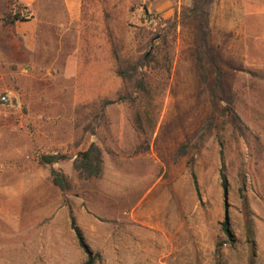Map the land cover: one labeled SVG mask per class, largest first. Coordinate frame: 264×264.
I'll return each instance as SVG.
<instances>
[{
    "label": "rangeland",
    "instance_id": "374dc122",
    "mask_svg": "<svg viewBox=\"0 0 264 264\" xmlns=\"http://www.w3.org/2000/svg\"><path fill=\"white\" fill-rule=\"evenodd\" d=\"M12 9L26 22L13 23ZM65 11L63 0H0V98L7 97L0 103V264H215L217 244L221 264H250L240 169L253 264H264V153H251L227 131L221 159L215 134L206 133L193 153L197 193L186 158L176 152L203 132L217 82L218 109L232 102L264 147V79L251 77L264 75V0H80L77 21ZM110 29L131 62L155 48L173 57L166 94L142 100L152 116L159 111L145 155L134 156L135 116L126 104L106 107L96 135L84 132L97 106L121 87ZM90 143L104 150V176L83 184L72 163ZM41 155L69 158L55 165L73 185L65 196L38 163Z\"/></svg>",
    "mask_w": 264,
    "mask_h": 264
},
{
    "label": "trees",
    "instance_id": "16d2710c",
    "mask_svg": "<svg viewBox=\"0 0 264 264\" xmlns=\"http://www.w3.org/2000/svg\"><path fill=\"white\" fill-rule=\"evenodd\" d=\"M12 22H26V17L19 10L12 9ZM144 14L147 16V9L144 8ZM105 20L109 26L110 15L105 13ZM108 36L113 43V53L116 61L117 69L115 71L116 76L121 81V87L117 92L116 98L113 101L105 100L97 106L98 113L92 119L91 123L84 128L85 133L96 135L94 133V124L104 119V112L107 106L115 104H126L132 109L135 116V124L133 126V132L135 134V147L134 156H140L148 154L150 151V145L153 140V136L157 126V116L149 112V110L143 106V99L153 100L155 95H165L168 86L171 68L173 64V57L170 52H164L160 48H155L150 53L143 55L134 62L126 59L120 51H118L114 42L113 32L110 29ZM155 38V37H154ZM153 39L148 42V46L152 47ZM161 44L167 43L166 37H161ZM197 50V62L199 70L204 69L202 66L203 55L198 44H196ZM162 73H159L161 72ZM217 79L220 81L222 75L221 70L215 69ZM252 79H264V75L258 72H251ZM222 94V87L219 82L214 87L209 89L210 98L214 108L205 120V126L203 132L195 138L194 144L191 142L184 143L177 149V154L180 157L186 158V165L191 177L193 186L198 193L197 179L194 172V155L201 148L202 138L206 133L213 132L217 144L220 149L221 159L226 148L225 134L230 131L237 142L244 140L251 153L254 151L257 156L264 153V147L258 136H251L249 127L244 124L235 108L229 100L226 102V106L221 110L218 109L217 102L221 100L217 98V94ZM227 100V99H226ZM252 144V145H251ZM69 160V158L60 155H41L39 156L38 163L42 166L49 167L50 182L53 187L57 188L62 195L68 194L72 189L73 185L71 180L63 174L61 171L55 168V165ZM104 150L96 145L90 143L86 148L77 152L74 156L72 163V170L75 179L83 184H90L99 182L104 176ZM239 177V193L242 204V214L244 222V232L247 240L248 251H249V262L253 264V258L255 254V243L253 236V223L251 221V213L249 211L248 198L245 193L246 179L243 171L240 169L238 172ZM220 185L223 190L224 196L228 190V181L226 171L224 167L220 169L219 173ZM70 226L74 231L80 246L87 251L82 239V234L76 225L75 218L69 208ZM223 231L229 236L228 221H224L222 224ZM220 248L221 244H217L215 251V264L220 263ZM87 264H93L92 260H89Z\"/></svg>",
    "mask_w": 264,
    "mask_h": 264
},
{
    "label": "crops",
    "instance_id": "0c3cea01",
    "mask_svg": "<svg viewBox=\"0 0 264 264\" xmlns=\"http://www.w3.org/2000/svg\"><path fill=\"white\" fill-rule=\"evenodd\" d=\"M25 4H29L28 1H25ZM63 4L65 6V16L68 21L71 20H79L80 17V0H63ZM18 23L16 22V25Z\"/></svg>",
    "mask_w": 264,
    "mask_h": 264
},
{
    "label": "built area",
    "instance_id": "2783aa9c",
    "mask_svg": "<svg viewBox=\"0 0 264 264\" xmlns=\"http://www.w3.org/2000/svg\"><path fill=\"white\" fill-rule=\"evenodd\" d=\"M0 103L6 104L7 103V97L3 96L0 98Z\"/></svg>",
    "mask_w": 264,
    "mask_h": 264
},
{
    "label": "water",
    "instance_id": "95a60500",
    "mask_svg": "<svg viewBox=\"0 0 264 264\" xmlns=\"http://www.w3.org/2000/svg\"><path fill=\"white\" fill-rule=\"evenodd\" d=\"M226 201H227V192L225 193V203H226ZM225 220H226V222L228 221L227 213H226V216H225Z\"/></svg>",
    "mask_w": 264,
    "mask_h": 264
}]
</instances>
